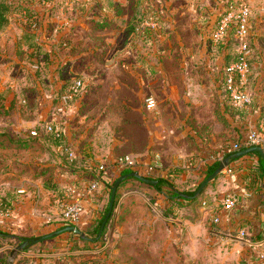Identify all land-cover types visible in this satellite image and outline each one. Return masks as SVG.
Listing matches in <instances>:
<instances>
[{
  "label": "rangeland",
  "instance_id": "rangeland-1",
  "mask_svg": "<svg viewBox=\"0 0 264 264\" xmlns=\"http://www.w3.org/2000/svg\"><path fill=\"white\" fill-rule=\"evenodd\" d=\"M242 3L252 10L244 41L251 50L249 108L258 114L264 112V0H38L33 4L37 16L50 14L51 21L44 35L48 43L43 41L48 46L33 60L16 53L26 22L13 12L11 23L0 30V53L7 56L0 57V92L6 94L0 98V264H80L74 256L68 263L64 258L74 248H89L93 264H220L223 256L210 236L217 229L215 208L223 200L204 193L196 203L175 204V229L176 222L163 215L166 209L174 211L167 196L134 178L118 188V203L98 243L65 232L18 248L25 239L64 225L58 203L63 185L77 182L78 171H87L89 161L110 164L131 156L153 162L158 155L162 178L178 190H192L201 181L197 158L206 141L197 134L219 131L224 145L231 144L229 128L222 129L216 118L225 117L224 107L231 109L224 64L240 53L235 15ZM77 80L82 81L77 97L60 112L57 98ZM150 96L157 103L154 110L145 105ZM44 122L60 123L75 161L69 171L60 159L63 148L45 139ZM36 129L34 148L3 147ZM119 176L109 172L108 193ZM53 182L63 188L57 197L46 192ZM29 187L33 193L27 198L52 209L38 211L54 214L48 224L56 226L37 232L15 225L26 198L21 195ZM108 200L109 194L89 206L88 223L78 228L86 232ZM7 211L12 215L6 217Z\"/></svg>",
  "mask_w": 264,
  "mask_h": 264
},
{
  "label": "crops",
  "instance_id": "crops-1",
  "mask_svg": "<svg viewBox=\"0 0 264 264\" xmlns=\"http://www.w3.org/2000/svg\"><path fill=\"white\" fill-rule=\"evenodd\" d=\"M47 15L49 16L48 20L51 21L50 14ZM52 42H56V40L53 39ZM0 57L6 58V53L1 52ZM14 57L16 58V55ZM5 95L6 94H2V92H0V98H4ZM223 109L222 113L225 116L221 119L222 121L224 120L223 123L219 118L216 119L219 125L221 124L220 127L222 129L225 126L229 128L232 136L230 141L231 144L237 141L243 142L250 130L254 128L260 129L264 124V112L260 110L258 114H255L257 113V109L256 112L253 113L252 109L246 108L248 109L247 117L245 119H239V117H231L225 111V108ZM261 118H263L262 121ZM262 134L264 136V130H262ZM219 136V131L217 134H214V132L208 133L207 131L205 133L197 134L199 140L210 142H203L205 144L201 146L199 150V157L197 158V162L200 163L202 167L201 172H199V178H201V180L207 167L216 162L219 158L223 157L225 152L229 151L231 144L227 148L224 145L225 140L223 138H219ZM211 142H214V144ZM90 164L91 162L89 161L87 167ZM257 166V156L251 154L244 155L229 163L228 167L231 168V173L224 169L223 172L213 180V183L209 184L205 189V193L210 195V197L213 198L212 195L215 194L219 200H223L228 193H235L239 197L238 204L232 210L224 209L223 205L215 208V218L219 217L220 221L216 224L217 229L212 231L213 235L210 237L212 241L217 242L218 251L223 256L220 264H261L260 252L262 248L259 242L264 239V178L259 177L256 174ZM83 172L85 171H78L77 178H82L84 176ZM162 173L163 171L160 167L155 178H162ZM31 185L33 184L31 183ZM107 186V183L103 185L95 198H92L89 201L80 225H86L88 223V220L85 221L84 216L91 206L93 207L98 205L95 201L98 202L101 200L102 202L106 195L110 194L108 193ZM209 186L210 188L207 190ZM28 189H30V187ZM32 190L33 189H30L27 194L21 195V197L26 198L19 204L20 211L15 219V225H19L20 227L28 225L37 232L40 229L56 226L53 223L48 224L49 220L54 217V214H47L46 212L43 213L42 211H38V209L45 211H52V209H50L44 202L41 204L39 203V205L38 200L34 197H32V199L27 198L31 193H33ZM19 191L24 192L26 190L21 189ZM47 191L50 196H54L51 189L46 188V192ZM203 202L207 204L206 201ZM175 203L176 202L174 201L167 200L168 208L173 207L174 211H172V213L174 215L171 218L165 216L164 214L163 215L165 219L176 222L173 224V228L177 229L176 224L178 223L179 217L177 210L179 209H177V206H174ZM216 204L220 205L219 202ZM185 219L188 221L187 217H185ZM176 235L177 234H174V237H176ZM51 241L49 240V242ZM82 251L83 250L70 249L69 252L63 253V255H71L64 257L68 263L72 260L74 255Z\"/></svg>",
  "mask_w": 264,
  "mask_h": 264
},
{
  "label": "built area",
  "instance_id": "built-area-1",
  "mask_svg": "<svg viewBox=\"0 0 264 264\" xmlns=\"http://www.w3.org/2000/svg\"><path fill=\"white\" fill-rule=\"evenodd\" d=\"M252 14L250 6L246 3L240 5L239 13L235 15L237 21V35L242 40L240 44L241 57L239 61L234 62L233 64L224 68L223 83L229 93L230 100L232 105L239 109H246L251 106L253 103V96L247 90V85L249 82L250 67L248 63V57L250 55L249 45L244 41L248 31L249 18ZM49 16L45 14L42 18L35 19L32 22L31 30L35 32L38 36V39L41 43L48 46L46 41L45 32L46 26L50 20ZM232 19V15L228 16L224 20V25L226 20ZM65 25H68L69 22L65 21ZM45 43H44V42ZM82 86V81L77 80L69 88L68 92L61 94L57 98V109L60 112L65 111L70 102L74 99L75 95L79 92V89ZM145 105L149 110H154L157 107L156 100L153 96L148 97L145 100ZM42 131L45 133H53L55 137H60L63 134V130L59 122H44L41 126ZM264 130V124L260 129L254 128L250 130L244 141H237L231 144L229 152H236L243 149L242 147H249L255 145H264V136L262 134ZM32 136H38L39 130H33L31 132ZM72 159V158H71ZM224 157L219 158L218 160L222 161ZM158 155L155 156L153 162H145L137 160L131 156L119 157L116 160H113L110 164H101L91 162L87 167V171L83 172V177L76 178L77 182H65L64 195L62 198L58 199V203L61 206V218L65 225H75L79 226L83 217V214L86 212L89 201L94 198L101 187L107 182L109 172L120 173L123 170H130L131 172H136L142 176L149 177L154 179L157 175L159 167ZM227 172L231 173L232 170L228 166L225 168ZM85 173V174H84ZM56 181H62V177L56 178ZM239 202V197L235 193H228L223 199V207L226 210H232ZM203 205H206L203 202ZM11 214L10 211L5 213L6 217H9ZM216 223L220 221L219 217H216L214 220ZM261 246L260 259L261 264H264V239L259 242Z\"/></svg>",
  "mask_w": 264,
  "mask_h": 264
},
{
  "label": "trees",
  "instance_id": "trees-1",
  "mask_svg": "<svg viewBox=\"0 0 264 264\" xmlns=\"http://www.w3.org/2000/svg\"><path fill=\"white\" fill-rule=\"evenodd\" d=\"M35 2H38V0H0V30L3 28L5 29L11 23V15L13 14V12L17 13L22 18V22H24V21L26 22V25H25V29L22 32V35L17 40L16 53L18 56H21L22 53H26L29 55V57L32 60L34 58L38 57V55L44 50V48H43L44 44L39 41L37 34L31 30L32 22L35 19L39 18V16H37V11L35 10V8L33 6V4H35ZM240 57H241V52L239 53L237 51V54L234 55V57L226 60V62L224 64V68L233 64L234 62L239 61ZM248 63H249V67H250L251 63H250L249 59H248ZM250 69H251V67H250ZM250 75H249V79H250ZM224 90L228 96V99L230 100L229 93L225 87V84H224ZM67 91H65V92H67ZM77 95L78 94L75 95L74 99L77 97ZM229 103L231 105V109L230 108L227 109L226 107H224V108H225V111L231 117H239V119H245L247 117L248 109H239V108L234 107L231 102H229ZM262 119L263 118H261V121H262ZM37 139H39L37 136L31 135L29 137L20 138V139H16V140L9 139L8 142H6V143L4 142V143H2V145H3V147L14 149V150H28V149L34 148V144H35V141H37ZM45 139L46 140L50 139L52 144H54L55 146H60L63 148L62 149L63 156H61L62 158H60V159H61V161L66 162V165H67L66 169L67 170L66 169L65 170L69 171V169H71L73 167V164L75 163V161L73 159H70V154L67 153L66 149H67L68 145L66 144V140L64 139L63 134L60 137H55V135L53 133H50V134L46 133ZM242 148H246V147L243 146ZM232 154H234V152L228 151V152H225L223 157L225 158V157L230 156ZM250 154L258 157V166L256 169V174L259 177L264 178V159L258 153H250ZM239 158H232L231 161H235ZM220 163H221V161L217 160L216 162L209 165L207 167V169L204 171V176H203L202 180L198 184H196L192 190L180 191L176 188V186L172 182H170L166 178H154L158 181V183L156 185H151V186L153 188H155L158 192L164 193L170 201H176L175 204H177V205H181L180 202H183L186 204L196 203L200 200V198H202L204 196L206 188L198 196L194 197L196 191L200 187L203 180L205 178H207L209 175H211L219 167ZM130 172H131L130 170H123L120 175L127 174ZM131 179H133V178L124 179L120 183L119 187ZM134 179H136V178H134ZM136 180H138V179H136ZM115 181H116V179L109 186L111 188V190L109 191V193H110L109 194V200L107 202L105 210L99 216H97L95 218L94 222H92L89 225V228H87V230L85 232L88 235V237L82 238L79 236V238L81 240H83L84 242H87L88 244L91 242H97L98 243L100 241V239L106 234L107 226H108V222L110 221V218H109L108 222L106 223L105 227L103 228L102 232H101V226H102L104 218L106 217L108 210H109L112 186L114 185ZM212 183H213V181L210 184H212ZM164 187H166L168 189V192L164 191V189H163ZM46 188L51 189L52 192L55 194V197H57L60 193H63V188L58 186L55 182L48 183ZM118 198H119V195L116 193L114 208H116V205L118 203ZM169 211H171V209H166L164 211V215L169 216L171 214V213H169ZM63 226H66V224L62 225L60 228H62ZM73 250H83L82 252H79L76 255H74L75 260L82 261V262H80V264H93L92 261L95 259V255L94 254H88L89 253L88 251H90L89 248H81V249L80 248H74Z\"/></svg>",
  "mask_w": 264,
  "mask_h": 264
},
{
  "label": "water",
  "instance_id": "water-1",
  "mask_svg": "<svg viewBox=\"0 0 264 264\" xmlns=\"http://www.w3.org/2000/svg\"><path fill=\"white\" fill-rule=\"evenodd\" d=\"M250 153H258L264 159V147L262 145L249 146V147H246V148H243L241 150H238V151L234 152V154L225 157L221 161L219 167L211 175H209L207 178H205L203 180V182L201 183L200 187L196 191L194 197L198 196L201 192H203V190L215 178H217L223 172V170L229 165V163H230L232 158H239V157H242V156L250 154ZM127 178H136V179L140 180L141 182L149 184V185H156L158 183V181L156 179H152V178H149V177L142 176V175H140V174H138L136 172H130V173H127V174L120 175L116 179L114 185L112 186L109 210H108V213H107V215L104 218V221L102 223L101 232H102L103 228L105 227L106 223L108 222L109 218L111 217L112 212L114 210V202H115V198H116V193H117L118 187H119L120 183L124 179H127ZM65 232H73L75 234L80 235L82 238L86 237L85 236V232L82 231L77 226H75V225H66V226H63L62 228H60V229H58V230H56V231H54L52 233L40 236L38 238H27V239H25V242L23 244H21V246L18 248V250L26 248L29 243L31 245H34V244L42 242L44 240L54 238V237H56V236H58V235H60L62 233H65Z\"/></svg>",
  "mask_w": 264,
  "mask_h": 264
}]
</instances>
